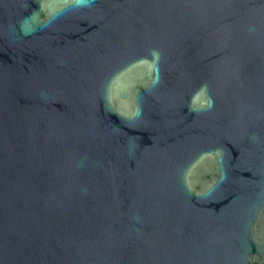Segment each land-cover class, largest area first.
Wrapping results in <instances>:
<instances>
[{"label":"water","instance_id":"1","mask_svg":"<svg viewBox=\"0 0 264 264\" xmlns=\"http://www.w3.org/2000/svg\"><path fill=\"white\" fill-rule=\"evenodd\" d=\"M0 264H264V0H0Z\"/></svg>","mask_w":264,"mask_h":264}]
</instances>
